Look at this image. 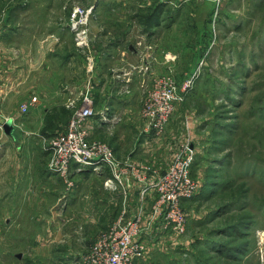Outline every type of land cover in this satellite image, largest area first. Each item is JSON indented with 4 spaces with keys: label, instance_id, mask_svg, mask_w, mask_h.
<instances>
[{
    "label": "crops",
    "instance_id": "crops-1",
    "mask_svg": "<svg viewBox=\"0 0 264 264\" xmlns=\"http://www.w3.org/2000/svg\"><path fill=\"white\" fill-rule=\"evenodd\" d=\"M151 1L107 4L100 0L90 5L94 16L88 21L87 44L80 45L82 48L76 46L70 29L58 34L49 25L38 24L33 30L24 24L18 14L25 12L26 18L32 14V6L26 7L22 0L4 7L0 97L3 115L13 119L16 129L15 133L3 131L0 149L3 213L31 217L38 215L43 204V208L50 207L48 217L61 218L62 224L54 222L44 229L42 239L48 242L40 244L39 252L49 251L61 234L66 238L61 241L64 250L75 246L69 244L74 233L70 218L77 215L78 209L83 224L75 226V232H81L87 249L121 214L141 217L143 228L148 230L156 200L153 181L167 168L168 152L167 134L146 127L143 108L154 78L167 72L168 57L179 56L184 39L182 29L178 32L181 19L174 16L169 24L164 17L165 2ZM215 2H194L201 18L192 20L193 26H203L200 22L209 17ZM206 10L207 15H203ZM196 14L194 10L190 16L195 18ZM90 55L96 64L91 74L87 72ZM86 93L95 110L88 118L89 137L111 145L123 162L122 183L115 190L105 185L113 177L108 168L73 170L68 182L51 168L49 152L42 146L41 137L56 127H65L73 110L83 104ZM32 96H37V101L22 114L19 104ZM61 196L63 204L57 212L54 204ZM154 224L161 231L159 223ZM75 258L68 262H84Z\"/></svg>",
    "mask_w": 264,
    "mask_h": 264
},
{
    "label": "rangeland",
    "instance_id": "rangeland-1",
    "mask_svg": "<svg viewBox=\"0 0 264 264\" xmlns=\"http://www.w3.org/2000/svg\"><path fill=\"white\" fill-rule=\"evenodd\" d=\"M17 1L20 0H0V46L6 25L4 7ZM98 1L22 0L26 7L32 6V14L26 18L25 12L18 15L33 30L38 24L49 25L58 34L70 29L79 48L71 23L73 5L90 7L92 20L94 9L90 5ZM196 1L203 0L165 2L163 8L169 24L174 16L181 19L178 32L182 29L184 39L179 56L168 57L167 72L162 75L167 79L169 75L178 87L187 79L190 82L180 91L182 99L175 103L161 132L167 134L168 165L177 153L193 151L191 174L199 187L182 202L187 213L182 232L164 229L152 214L148 230L144 227L141 234L146 252L134 264H264V0H215L209 17L200 22V29L192 22L200 20V11L194 7ZM48 5L52 6L49 10ZM194 10L195 18L190 16ZM202 14L207 15V10ZM2 108L3 100L0 114L5 120ZM145 125L148 127L146 121ZM14 127L0 126V149L3 131L15 133ZM57 129L41 137L42 146L49 152L48 161L52 159L49 142ZM0 174V264H70L68 261L75 257L84 260L90 247H83L86 242L81 241V232H75V226L83 224L78 219L81 210L70 218L74 233L69 244L75 246L64 250L61 241L66 238L61 234L49 251L39 252L40 244L48 242L42 239L44 229L63 221L57 215L48 217L50 207L43 208V204L38 215L31 217L3 213V172ZM60 198L54 204L57 212L63 204ZM154 223H159L161 231Z\"/></svg>",
    "mask_w": 264,
    "mask_h": 264
},
{
    "label": "built area",
    "instance_id": "built-area-1",
    "mask_svg": "<svg viewBox=\"0 0 264 264\" xmlns=\"http://www.w3.org/2000/svg\"><path fill=\"white\" fill-rule=\"evenodd\" d=\"M151 1V0H147ZM172 2V0H157ZM90 7L75 4L72 8L71 23L75 38L79 45L87 44L88 21ZM94 57H89L87 72L92 73L95 67ZM146 67V66H145ZM190 79L180 87L168 75L158 76L153 87L149 90L145 102L147 126L159 132L166 126L175 103L182 99V92L189 86ZM37 101V96L23 101L19 105L22 114L30 111V107ZM0 97V113H1ZM95 114L92 100L88 93L84 95L83 104L73 110L65 127L56 131L50 139L52 151L50 166L62 175L67 181L73 170L91 169L101 171L108 168L113 174L105 181L108 188H116L122 183V163L115 155L112 147L99 139L89 137L88 118ZM1 115V114H0ZM12 119L8 116L0 120ZM13 120V119H12ZM178 155L171 161L167 169L160 173L153 181L156 200L152 207V214L159 220L164 229L182 232L186 226L187 213L182 202L191 198L198 190L199 183L191 174L194 153L189 150L187 154ZM69 182V181H68ZM143 226L140 217H117L91 245L84 258L83 264H134L137 258L144 256L146 243L141 238ZM70 264H78L72 262Z\"/></svg>",
    "mask_w": 264,
    "mask_h": 264
},
{
    "label": "water",
    "instance_id": "water-1",
    "mask_svg": "<svg viewBox=\"0 0 264 264\" xmlns=\"http://www.w3.org/2000/svg\"><path fill=\"white\" fill-rule=\"evenodd\" d=\"M8 125L9 126L13 125L12 119H8V120L4 121L3 126L7 128Z\"/></svg>",
    "mask_w": 264,
    "mask_h": 264
},
{
    "label": "trees",
    "instance_id": "trees-1",
    "mask_svg": "<svg viewBox=\"0 0 264 264\" xmlns=\"http://www.w3.org/2000/svg\"><path fill=\"white\" fill-rule=\"evenodd\" d=\"M156 1H157V0H156ZM157 2H159V3H160L161 1H157Z\"/></svg>",
    "mask_w": 264,
    "mask_h": 264
}]
</instances>
